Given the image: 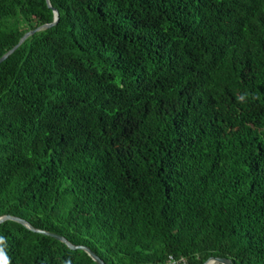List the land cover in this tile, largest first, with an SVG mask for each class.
I'll list each match as a JSON object with an SVG mask.
<instances>
[{"label":"trees","instance_id":"trees-1","mask_svg":"<svg viewBox=\"0 0 264 264\" xmlns=\"http://www.w3.org/2000/svg\"><path fill=\"white\" fill-rule=\"evenodd\" d=\"M0 0V216L106 264H264V0ZM8 264H98L13 220Z\"/></svg>","mask_w":264,"mask_h":264},{"label":"water","instance_id":"water-1","mask_svg":"<svg viewBox=\"0 0 264 264\" xmlns=\"http://www.w3.org/2000/svg\"><path fill=\"white\" fill-rule=\"evenodd\" d=\"M48 5L50 6V2L49 0H46ZM53 12H54V20L51 23L48 24H43L35 29L29 30L27 32H25L22 37L19 39V41L9 50L7 51L5 54H3L0 57V63L2 61H4L11 53H13V51L26 39L28 38L30 35L34 34L37 31H40L42 29H46L48 27H51L52 25L56 24L58 21V11L56 9L53 8ZM8 220H13L16 221L18 223H21L22 225H24L25 227H27L28 229H30L31 231L34 232H38V233H42L45 235H49L52 236L60 241H62L63 243H65L66 245H68L71 249H81L85 252H87L89 254V256L98 264H106L103 259L97 255L91 248H89L86 245H76L73 244L72 242H70L67 238H65L62 235L53 233V232H49L43 229H39L34 227L31 223H29L27 220L18 217V216H14V215H10V214H6L3 216H0V224L8 221ZM203 264H232L231 259L226 258V257H209Z\"/></svg>","mask_w":264,"mask_h":264},{"label":"built area","instance_id":"built-area-1","mask_svg":"<svg viewBox=\"0 0 264 264\" xmlns=\"http://www.w3.org/2000/svg\"><path fill=\"white\" fill-rule=\"evenodd\" d=\"M156 264H188V263L183 256L174 257L173 255H169L164 262L156 263Z\"/></svg>","mask_w":264,"mask_h":264},{"label":"clouds","instance_id":"clouds-1","mask_svg":"<svg viewBox=\"0 0 264 264\" xmlns=\"http://www.w3.org/2000/svg\"><path fill=\"white\" fill-rule=\"evenodd\" d=\"M0 264H8V261L2 249H0Z\"/></svg>","mask_w":264,"mask_h":264}]
</instances>
